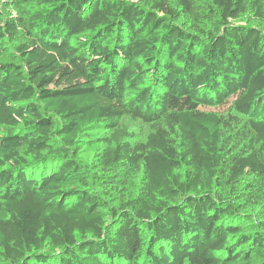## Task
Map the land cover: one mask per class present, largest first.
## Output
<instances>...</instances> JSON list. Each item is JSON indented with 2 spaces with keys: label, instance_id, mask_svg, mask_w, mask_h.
Masks as SVG:
<instances>
[{
  "label": "trees",
  "instance_id": "1",
  "mask_svg": "<svg viewBox=\"0 0 264 264\" xmlns=\"http://www.w3.org/2000/svg\"><path fill=\"white\" fill-rule=\"evenodd\" d=\"M0 56V264H264V0H0Z\"/></svg>",
  "mask_w": 264,
  "mask_h": 264
},
{
  "label": "rangeland",
  "instance_id": "2",
  "mask_svg": "<svg viewBox=\"0 0 264 264\" xmlns=\"http://www.w3.org/2000/svg\"><path fill=\"white\" fill-rule=\"evenodd\" d=\"M5 60L6 57L0 56V61ZM122 124H124L128 128V130L132 131L137 138H142L147 131V126L140 121H134L128 118H124L122 120ZM93 153V149L84 150L81 151L78 158L83 162H89L92 159Z\"/></svg>",
  "mask_w": 264,
  "mask_h": 264
}]
</instances>
